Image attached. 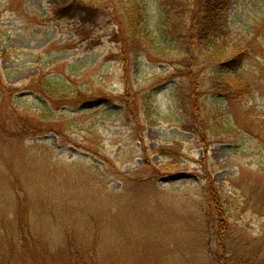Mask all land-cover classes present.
I'll use <instances>...</instances> for the list:
<instances>
[{
	"label": "rangeland",
	"instance_id": "rangeland-1",
	"mask_svg": "<svg viewBox=\"0 0 264 264\" xmlns=\"http://www.w3.org/2000/svg\"><path fill=\"white\" fill-rule=\"evenodd\" d=\"M96 1L76 18L57 0H0V220L22 216L26 235L48 241L27 257H9L18 240L7 251L0 241V264H219L211 187L234 202L235 243L262 264L264 0H225L217 50L181 47L169 34L178 17L160 20L168 0L139 4L150 28L140 37L132 0ZM164 28L163 57L134 52ZM246 44L239 75L218 65ZM236 77L251 97L215 91ZM67 234L89 247L69 256Z\"/></svg>",
	"mask_w": 264,
	"mask_h": 264
},
{
	"label": "trees",
	"instance_id": "trees-1",
	"mask_svg": "<svg viewBox=\"0 0 264 264\" xmlns=\"http://www.w3.org/2000/svg\"><path fill=\"white\" fill-rule=\"evenodd\" d=\"M167 1V0H166ZM97 1L96 0H57V5L63 8L64 11L71 9L73 7L75 11L72 13L76 18H81L83 15L78 13L80 9H89V10H97ZM143 3V0H132L129 10H127L129 19L132 23L137 22L139 27V31L131 32V36H143L147 32H150V28L144 21V17L140 14L142 11L139 7V4ZM167 4H158L157 8L160 10V20L164 19V15L166 12L172 11L174 15L178 17V20H175L173 27L169 28L170 31L166 28L161 30L160 35H155L156 37L153 39V46L147 45H137L134 47V52L137 54H141L144 50H150L151 48L158 53V57H163V51L165 49V42L168 39V35L166 34L169 31V34H173L177 32L179 36V44L182 48H186L189 45L194 47H198L201 49V46H207L213 50L218 49V41L221 42L225 38V31L227 30V17H222L221 12H226L228 8V1L225 0H168ZM87 5V6H85ZM70 12V11H68ZM126 12V13H127ZM126 23V22H125ZM146 24V27L143 24ZM180 27L177 29V26ZM130 25L127 27V29ZM145 29L143 31V28ZM148 29V30H147ZM129 30H131L129 28ZM180 33V35H179ZM146 40V39H145ZM144 41V40H143ZM140 48V49H139ZM250 44H246L243 47V50H238L235 56L232 59H229L225 63H218L220 67H226L227 70H232L233 75H239L237 72L243 66V58L250 57ZM154 53V52H153ZM142 55V54H141ZM213 57H208L207 61H211ZM158 59V58H156ZM242 61V62H241ZM158 62V61H157ZM215 75H221V71L215 69ZM186 79H190L187 75H183ZM235 77V76H234ZM237 78V77H236ZM45 81L46 87H51V84L46 82V78L43 79ZM216 81V78L214 79ZM248 81V80H247ZM244 78L238 79L237 84H233V89L230 87L217 85L215 86V91L219 92L221 97L227 100H237L241 98V94L247 92V95L251 97V85L248 83ZM250 82V81H249ZM53 90V89H52ZM80 98V95L76 97V99ZM222 98V99H223ZM89 101V100H88ZM89 102H84L82 104H86ZM24 129V128H23ZM31 129H24L26 133ZM54 133H58L55 129L51 130ZM208 180V179H207ZM209 181V180H208ZM208 199L212 204V210L215 214V221H216V229L212 233L211 236L214 240V244L219 251V257L217 261L219 264H260L258 258L259 251H254V253H249L246 255L244 251V246H240L239 244L235 243V233L237 231V220L236 217L230 212L231 205H234V202H230V198L223 199L219 193L211 187L210 191L207 192ZM28 207H24V210H27ZM16 217V215H15ZM21 221H17V217L15 222L11 221H2L0 220V241L2 243L3 248L7 251V246L5 244L12 243V245L18 240L19 246L14 251H11L12 254H9V257H13L14 254L20 253L21 257H27L33 250H36L39 246L40 247H47L48 241L44 237H40L39 235L31 236L26 235L27 232L30 233V229L33 232V229L26 218L22 216H18ZM6 223V224H5ZM5 224V225H4ZM201 225V224H200ZM198 227L197 225H194ZM8 228V229H6ZM13 228L16 229L18 237L12 236ZM84 234V233H83ZM68 236L61 240L68 251L69 246L78 245L81 246L86 243V248L89 247L88 241L86 240L87 235H79V236ZM200 235L205 237L204 233H200ZM22 236V237H20ZM20 237V238H19ZM51 241V240H49ZM234 241V244H233ZM61 243L50 242L51 246H59ZM261 252V251H260ZM69 256L72 255L69 252ZM263 253V252H261ZM78 255L76 256V260H80L81 257ZM123 257L121 256L117 259L118 264H120V260L123 262ZM83 260V258H82ZM261 262L264 264V256L261 257ZM124 264V262H123Z\"/></svg>",
	"mask_w": 264,
	"mask_h": 264
}]
</instances>
